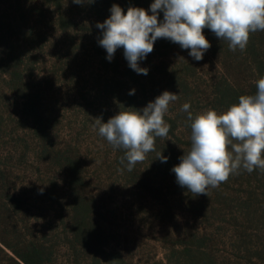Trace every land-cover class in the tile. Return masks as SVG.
<instances>
[{"label":"rangeland","instance_id":"obj_1","mask_svg":"<svg viewBox=\"0 0 264 264\" xmlns=\"http://www.w3.org/2000/svg\"><path fill=\"white\" fill-rule=\"evenodd\" d=\"M153 2L0 0V264H264V171L241 169L197 196L172 171L191 145L182 105L222 113L255 94L264 31L233 52L206 28L200 61L158 39L139 61L147 75L123 48L109 61L97 23L113 4L151 14ZM164 91L178 95L168 136L128 171L94 119Z\"/></svg>","mask_w":264,"mask_h":264},{"label":"clouds","instance_id":"obj_2","mask_svg":"<svg viewBox=\"0 0 264 264\" xmlns=\"http://www.w3.org/2000/svg\"><path fill=\"white\" fill-rule=\"evenodd\" d=\"M83 2L73 0L76 4ZM110 12L103 23L96 25L102 30L99 45L109 61L117 49L123 48L129 67L143 75L148 69L140 67L139 61L154 50L158 39L190 50L189 55L200 61L211 47L204 35L206 28L219 40L227 41L233 52L246 49L250 34L264 31V0H154L151 14L131 6L125 12L118 4H113ZM255 85V94L239 96L238 103L222 113L207 109L193 116L190 104L182 105L191 129V145L172 171L176 182L194 196L207 195L209 188L218 187L241 169L248 173L264 171V77ZM134 93L133 89L129 94ZM177 99L176 93L164 91L142 110L120 111L106 123L94 119V127L113 148L124 150L121 163L126 159L127 170L132 171L147 153L155 151L157 137L168 136L170 125L164 117L170 103ZM158 159L166 163L168 157L161 153Z\"/></svg>","mask_w":264,"mask_h":264},{"label":"trees","instance_id":"obj_3","mask_svg":"<svg viewBox=\"0 0 264 264\" xmlns=\"http://www.w3.org/2000/svg\"><path fill=\"white\" fill-rule=\"evenodd\" d=\"M26 264H31V263H29L28 261H26Z\"/></svg>","mask_w":264,"mask_h":264}]
</instances>
